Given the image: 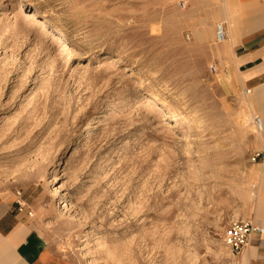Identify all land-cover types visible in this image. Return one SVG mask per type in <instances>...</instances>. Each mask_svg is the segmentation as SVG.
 I'll use <instances>...</instances> for the list:
<instances>
[{
  "label": "rangeland",
  "instance_id": "1",
  "mask_svg": "<svg viewBox=\"0 0 264 264\" xmlns=\"http://www.w3.org/2000/svg\"><path fill=\"white\" fill-rule=\"evenodd\" d=\"M234 4L0 0V201L74 264H227L264 146Z\"/></svg>",
  "mask_w": 264,
  "mask_h": 264
},
{
  "label": "crops",
  "instance_id": "2",
  "mask_svg": "<svg viewBox=\"0 0 264 264\" xmlns=\"http://www.w3.org/2000/svg\"><path fill=\"white\" fill-rule=\"evenodd\" d=\"M234 6L225 12L238 14L234 27L227 19L228 29H235V32L229 33V39L225 31L226 40L222 46L233 48L234 43L237 45V50H241L237 53L239 66H244V70L247 67V75L255 76L248 86H252L256 94H263L264 0H235ZM257 127L264 130L262 120H258ZM260 154L264 155V146ZM258 167L262 180L255 202L245 218L238 221H252L264 228V157L259 159ZM16 200L0 201V264H74L55 251L38 222L28 215L29 209L20 211ZM230 255L227 264H264V235L254 236L251 245L239 255L234 256L231 251Z\"/></svg>",
  "mask_w": 264,
  "mask_h": 264
},
{
  "label": "built area",
  "instance_id": "3",
  "mask_svg": "<svg viewBox=\"0 0 264 264\" xmlns=\"http://www.w3.org/2000/svg\"><path fill=\"white\" fill-rule=\"evenodd\" d=\"M183 3H181V6ZM217 35L219 37V41L224 40L225 33L223 26H218ZM257 158L264 157L263 154H257ZM16 204L20 211L26 209V203L23 201V197L21 192H18L16 195ZM30 217L33 216L32 212H28ZM264 235V228L258 226L252 221H236L232 222L228 227L225 235H224V243L230 249L232 255L236 256L242 253L245 249H247L253 240L254 236H262ZM218 264V263H212Z\"/></svg>",
  "mask_w": 264,
  "mask_h": 264
},
{
  "label": "bare ground",
  "instance_id": "4",
  "mask_svg": "<svg viewBox=\"0 0 264 264\" xmlns=\"http://www.w3.org/2000/svg\"><path fill=\"white\" fill-rule=\"evenodd\" d=\"M223 28H224V26H223ZM224 33H225V38H224V40H222V41H219V37H218V35L216 34V35H217V39H218V41H219L220 43H222L223 41L226 40V32H225V29H224ZM156 100H157V99H156ZM148 103H151V101L149 100ZM96 118H97L96 116H94V117L92 118L91 122L89 123V125H88V127H87V130H86V131L84 132V134L81 136V139L85 138V135L87 134V132H88L90 126L93 124L94 119H96ZM259 131H260V128H259ZM259 131H258V132H259ZM86 136H87V135H86ZM73 156H74V155H72L71 158H73ZM71 158H70V159H71ZM56 192H58V189H55V190H54V193H56ZM62 208H63V206L60 205V206H59V209H62Z\"/></svg>",
  "mask_w": 264,
  "mask_h": 264
}]
</instances>
